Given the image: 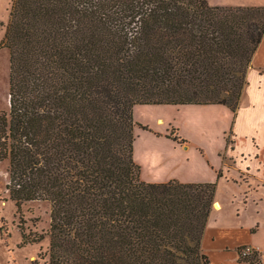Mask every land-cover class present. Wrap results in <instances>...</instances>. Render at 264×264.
Masks as SVG:
<instances>
[{"label":"trees","instance_id":"1","mask_svg":"<svg viewBox=\"0 0 264 264\" xmlns=\"http://www.w3.org/2000/svg\"><path fill=\"white\" fill-rule=\"evenodd\" d=\"M9 12L0 160L17 212L32 200L51 208L47 231L27 230L20 216L22 245L49 239L31 264H211L203 238L218 183L143 179L135 128L150 127L134 107L224 104L236 119L264 6L12 0ZM261 254L239 260L260 264Z\"/></svg>","mask_w":264,"mask_h":264},{"label":"crops","instance_id":"2","mask_svg":"<svg viewBox=\"0 0 264 264\" xmlns=\"http://www.w3.org/2000/svg\"><path fill=\"white\" fill-rule=\"evenodd\" d=\"M209 2L213 5L264 6V0L250 2L254 4L238 3L241 0L221 4ZM11 3L12 0L8 8ZM247 78L236 119L235 113L224 104H137L134 107L135 120L150 127L135 128L134 156L142 167L143 179L150 182L178 179L218 183L203 238V249L211 264H246L239 260L238 248L243 245H251L264 252V246L255 240L264 221V207L258 208L253 224H246L243 220L236 224L240 226L235 227L226 223L222 228L218 224L224 217L221 215L224 210L220 197L224 184H231L245 194L243 208L250 202L264 203V39L253 57ZM144 106L149 109V120L143 119ZM232 127L235 143L228 147L226 135ZM171 130L176 131L175 135L186 138L187 142L180 143L168 137ZM218 133L223 135L219 147L216 144ZM225 157L235 161V168L228 166ZM243 170L249 172L250 181L241 178Z\"/></svg>","mask_w":264,"mask_h":264},{"label":"rangeland","instance_id":"3","mask_svg":"<svg viewBox=\"0 0 264 264\" xmlns=\"http://www.w3.org/2000/svg\"><path fill=\"white\" fill-rule=\"evenodd\" d=\"M10 1L11 0H0V20L4 21L5 23V25L0 30V111L10 110V51L6 46L1 44V41L4 38L6 32V24L8 23L9 19L10 12L8 4ZM211 1H213V3L220 2L216 4H221L231 2L233 0ZM242 2L250 3L258 2V0H241V2L238 3ZM146 107L147 106H144L143 108L144 111L142 116L144 120H149V109ZM175 132V130H171L170 133L175 134ZM227 135H229V137L231 138L234 137L232 136V134ZM227 135L226 139L228 137ZM216 138V144L218 145L217 147H219V143L223 141V135L221 133H218ZM225 158L227 160L228 166L232 169L235 168V161L229 157ZM8 165V159L0 160V264H31V262L37 258L41 245L44 249H46L49 244V239L46 238L42 243L39 244L36 243L22 245V234L18 226L21 220L20 216L23 215L25 220L24 226L27 230H32L33 232L47 231L49 229L51 220L50 203L45 200L27 201L23 204L22 211L20 213L17 212L16 204L12 199L9 198V192L7 189V184L9 183ZM241 173V178L243 180H251L249 172L247 170H243L241 171ZM238 193L239 195H237ZM234 196L236 197L233 198ZM220 197L223 201L224 210L223 212H221V215L222 217H225V220L224 217L223 219H219L218 224H221L220 226L222 228L225 226L226 223L230 224V226L233 227L240 226L236 224L241 223V220H243L246 224H253L256 219V212L258 208L262 209L264 207V203H262L261 205L259 201V203L250 202V205L248 204V207L243 208V206H245V194L240 193L236 187L231 186V184L228 183L222 186L220 190ZM230 199H234L235 201L233 200L234 202H232V200L230 201ZM238 213L241 214L238 215ZM262 216L264 218V209H262ZM235 233L236 235L239 234L237 231ZM230 235L232 236V233H230ZM227 238L229 237L227 236ZM255 240L258 243L262 244V246H264V221L262 223L260 231L255 235ZM255 249L258 250L257 248ZM261 253L262 255L264 254V252ZM40 263L44 264V261L41 260ZM261 264H264V260H262Z\"/></svg>","mask_w":264,"mask_h":264},{"label":"built area","instance_id":"4","mask_svg":"<svg viewBox=\"0 0 264 264\" xmlns=\"http://www.w3.org/2000/svg\"><path fill=\"white\" fill-rule=\"evenodd\" d=\"M255 251H256L255 248L251 246H246L245 248L241 250L240 256L246 257V256L254 254ZM261 257L264 260V254L263 255L261 254Z\"/></svg>","mask_w":264,"mask_h":264},{"label":"bare ground","instance_id":"5","mask_svg":"<svg viewBox=\"0 0 264 264\" xmlns=\"http://www.w3.org/2000/svg\"><path fill=\"white\" fill-rule=\"evenodd\" d=\"M216 206L219 208V204H216Z\"/></svg>","mask_w":264,"mask_h":264}]
</instances>
